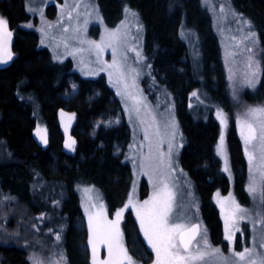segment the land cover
Segmentation results:
<instances>
[{
	"label": "rangeland",
	"instance_id": "374dc122",
	"mask_svg": "<svg viewBox=\"0 0 264 264\" xmlns=\"http://www.w3.org/2000/svg\"><path fill=\"white\" fill-rule=\"evenodd\" d=\"M26 1L28 10L37 13L39 17L37 21L26 24V27L35 25L41 37V45L50 49L54 60L60 63L72 59L73 69L86 78L104 76L121 100L132 131L127 150V161L132 167V184L123 205L112 209L105 191L98 184L78 185L80 204L88 226L91 263L99 264L109 259L108 245L100 242L102 234L110 228L104 220H115V213L125 208L131 198L132 204L125 208L118 226L122 233L123 247L136 264H156V251L148 243L141 227V217L151 205H141L144 201L151 200L162 185H167L174 196L169 224L179 223L187 228L199 223L201 233L197 242L203 245L201 236L205 235L206 230L207 242L211 246L208 251L211 252L212 248L219 249V253L208 255L204 261L196 264H251L252 261L260 264L261 259H264V149L260 140V125L264 117L259 114L251 115L249 109L264 108L263 103L253 99L262 76L264 50L251 18L237 9L234 0H202L213 15V27L218 35L222 57L221 67L230 94L229 110L214 98H209L201 87L194 89L189 96V105L197 115L208 119L207 105L219 124L216 152L220 170L226 172L231 182L225 190L218 188L213 193L225 238V242L216 244L212 237L213 230L204 221L206 214L201 208L196 177L183 161L185 137L180 107L178 108L168 85L154 73L153 62L145 52V28L136 10L125 7L121 17L111 23L106 20L101 9L102 0ZM54 2L58 3L57 14L47 13L45 16V8ZM180 34L190 47L192 66L195 65L196 69L205 66L204 37L184 23ZM96 45L101 48L98 49ZM114 61L116 67H109ZM33 99L34 97L31 101ZM233 118L248 161L245 185L247 194L242 191L238 193L236 178L233 176L235 169L228 144V130ZM76 119L77 115L73 111L63 109L59 112L60 123L67 135L66 147L74 141L72 148L67 147L72 150L77 143L72 135ZM121 120V116H117L104 123L112 125ZM247 124L256 129L257 139H246L249 135ZM38 128L46 130L42 134L47 141L45 124L37 125L36 134ZM38 137L40 139L39 135ZM8 146V142L0 134V162L12 157ZM250 187L256 191H250ZM6 201L0 203V264H8L1 247L9 245L26 249L31 264H68L55 232L51 228H40L44 223L43 213L33 214L27 204H22L17 199ZM236 205L242 211H236ZM130 211L135 216L136 224L128 225L126 236L124 223ZM45 236L48 241H45ZM229 236L232 239H228ZM197 242L192 246L193 253ZM246 248L252 251L250 255L246 254L244 260L235 255ZM115 251L114 245L113 252Z\"/></svg>",
	"mask_w": 264,
	"mask_h": 264
},
{
	"label": "trees",
	"instance_id": "16d2710c",
	"mask_svg": "<svg viewBox=\"0 0 264 264\" xmlns=\"http://www.w3.org/2000/svg\"><path fill=\"white\" fill-rule=\"evenodd\" d=\"M234 1L237 9L251 18L264 50V0ZM101 3L106 20L111 23L121 17L125 7L139 14L145 28V52L153 62L154 73L165 81L180 107L185 137L183 161L196 177L201 208L206 214L204 221L213 230L214 243L225 242L222 220L213 200L215 190H225L231 184L226 172L220 170L216 152L219 124L207 105L208 119L197 115L189 105L190 93L201 87L209 98L227 110L230 107L211 11L202 0H102ZM27 10L24 0H0V11L14 26L29 22ZM183 23L205 39V66L200 69L192 66L190 47L180 34ZM21 29L15 42L14 61L0 70V134L12 153L10 159L0 162V203L17 199L44 209L47 202L49 225L60 238L67 263L91 264L88 226L78 185L98 184L112 209L122 206L132 184V167L127 161L132 131L121 100L104 76L96 79L82 76L73 69L72 59L59 63L49 49L38 46L34 33ZM261 75L253 99L264 104V54ZM63 109L77 115L72 129L77 142L73 150L66 147L67 135L59 120ZM117 116L122 118L120 123H104ZM39 123L47 128L46 143L35 132ZM234 124L233 118L228 130L233 176L238 193L247 194L248 161ZM31 189L36 191L34 195ZM132 223L136 224V220L130 211L124 223L126 236ZM58 228L62 230L57 231ZM1 250L10 264H28L22 249L9 245Z\"/></svg>",
	"mask_w": 264,
	"mask_h": 264
},
{
	"label": "snow or ice",
	"instance_id": "6c2138e0",
	"mask_svg": "<svg viewBox=\"0 0 264 264\" xmlns=\"http://www.w3.org/2000/svg\"><path fill=\"white\" fill-rule=\"evenodd\" d=\"M7 24L8 21L0 17V60L3 57L11 59V53L7 51L8 39L11 36V32L7 30ZM112 35L115 36V33ZM96 47L98 49L101 48L100 45H96ZM109 67H116L115 61ZM249 113L253 116L259 114L264 117V108L249 109ZM247 128L249 135L246 139L248 141L257 139L256 129L251 124H247ZM44 132H46L45 129H37V134L40 136V139L46 143L45 135L42 134ZM260 133L261 145L262 149H264V121L261 122ZM73 144L74 141L70 142L67 147L72 148ZM221 151H223V137H221ZM225 171H227V168ZM249 190L256 191L253 187H250ZM173 199V193L168 190L167 185H162L159 191L154 193L151 200L144 201L143 205H141V207L151 205L145 215L141 217V227L144 230V235L148 238V243L156 251V264H196L198 261H204L208 255L219 253V249L215 248H212L211 252L208 251L211 246L207 242L206 230L205 235L201 236L203 245L198 241L195 253H193L192 242L196 239L197 235H200L199 225H193L191 229H186L183 224H169ZM131 204L132 201L130 198L125 208ZM125 208L115 213V220L108 221L106 218L104 220V223L109 225L110 228L102 234L100 242L108 245L109 259L101 261L99 264H125V262L127 264H136L132 257L128 255L127 249L123 247L122 233L118 227ZM236 211H242L239 205H236ZM137 214L140 215L139 212ZM228 239H232V237L229 236ZM114 245L116 249L115 253L113 252ZM251 251V249L246 248L243 252L235 253V255L241 260H244L246 254L250 255ZM251 264H255V261H252ZM260 264H264V259H261Z\"/></svg>",
	"mask_w": 264,
	"mask_h": 264
},
{
	"label": "flooded vegetation",
	"instance_id": "af4514ba",
	"mask_svg": "<svg viewBox=\"0 0 264 264\" xmlns=\"http://www.w3.org/2000/svg\"><path fill=\"white\" fill-rule=\"evenodd\" d=\"M24 4H26V9H28V6H27V1L26 0H24ZM57 6H58V3L57 2H54V3H51V4H49L46 8H45V11H44V14H45V16H46V14L47 13H49V14H57V11H58V9H57ZM28 11V16H29V22H24V23H22V24H20L19 26L18 25H12L11 24V21H10V18L9 17H7V16H5L3 13H2V11H0V17H2V18H4V19H6L7 21H8V24H9V26H10V28H11V31H12V33H13V36H14V50H15V54H16V48H15V42H16V38H17V36H18V32H21L22 31V29L21 28H24V29H26V30H28V31H31L32 33H34L37 37H38V40H39V44H38V46L40 47V48H47V49H49L48 47H45V46H42L41 45V37H40V34L38 33V31H37V29H35V25H33L32 27H30V25L29 26H27L26 27V24H30L33 20H38V14L37 13H33L32 11H29V10H27ZM23 29V30H24ZM50 50V49H49ZM3 138V137H2ZM9 147V146H8ZM47 204V202L45 203V205ZM43 206L44 207V209H41V207L42 206H40V205H38V204H31V206H29L30 208H31V210L30 211H32V213L33 214H36V213H38V212H42L43 213V215H44V223H42L41 224V226H40V228H43V230L44 229H48V228H50L51 226L49 225V222H50V214L47 212L48 210L46 209L47 208V206ZM49 205V204H48ZM190 227V226H189ZM188 228V227H187ZM186 228V229H187ZM50 230H52V229H50ZM60 231V230H62V228H58L57 229V231ZM33 231H35V230H33ZM54 231H56V230H54ZM58 236V235H57ZM200 237V236H199ZM46 240L45 241H48L49 239H48V237L47 236H45L44 237ZM60 239V238H59ZM199 239V238H198ZM197 239V240H198ZM197 240H195L194 241V243L192 244V246L197 242ZM11 246H13V247H17V248H20V249H22L23 251H24V253H25V257H26V260H27V262H28V264H31L30 263V260L28 259V256H27V252H26V249H24V248H22V247H20V246H16V245H11ZM2 248V247H1ZM88 255H91V252L89 253V251H88ZM90 257V256H89ZM5 261L8 263V264H10L9 262H8V260L7 259H5ZM90 262H91V259H90ZM92 264V263H91Z\"/></svg>",
	"mask_w": 264,
	"mask_h": 264
},
{
	"label": "water",
	"instance_id": "95a60500",
	"mask_svg": "<svg viewBox=\"0 0 264 264\" xmlns=\"http://www.w3.org/2000/svg\"><path fill=\"white\" fill-rule=\"evenodd\" d=\"M7 30L11 32V36L9 37L8 44H7V51L11 53V59H8L7 57H3V59L0 60V70L9 67L16 57L15 50H14V36H13V33L11 31L9 24H7ZM193 225H199V231L201 233V225L199 223H194ZM193 225H191L187 229H191ZM199 236L200 235H197L195 240H197ZM195 240H193L192 244L194 243Z\"/></svg>",
	"mask_w": 264,
	"mask_h": 264
},
{
	"label": "bare ground",
	"instance_id": "6f19581e",
	"mask_svg": "<svg viewBox=\"0 0 264 264\" xmlns=\"http://www.w3.org/2000/svg\"><path fill=\"white\" fill-rule=\"evenodd\" d=\"M212 23H213V22H212ZM51 59H52V58H51ZM164 82H165V81H164ZM166 85H167V84H166ZM257 98H259L258 95H257ZM189 112H191V111H189ZM189 112H188V113H189ZM193 114H196V113H193ZM193 114H192V116H193ZM33 115H34V114H33ZM194 117H195V115H194ZM197 118H198V117H197ZM194 119H196V117H195ZM6 149H7V148H6ZM7 154H8V152H7ZM218 169H219V168H218ZM36 177H37V176H36ZM38 177H39V176H38ZM34 178H35V177H34ZM34 178H33V179H34ZM39 178H40V177H39ZM41 179H42V178H41ZM36 180H37V178H36ZM43 180H44V179H43ZM40 182H41V184H42V181H40ZM47 184H48V183H47ZM51 184H52V182H50L49 185L51 186ZM30 185H31V184H30ZM44 186L46 187V185H44ZM53 186H54V185H53ZM31 187H32V186H31ZM54 188H55V187H54ZM56 188H57V187H56ZM29 189H30V188H29ZM46 189H47V188H46ZM30 191H32V189H31ZM46 191H47V190H46ZM33 192L35 193L36 191H32V193H33ZM41 192H42V190H41ZM41 192H40V193H41ZM48 192H49V191H48ZM30 193H31V192H30ZM34 193H33V195H34ZM45 193H46V192H45ZM42 196H43V195H41L40 198H42ZM44 196H45V195H44Z\"/></svg>",
	"mask_w": 264,
	"mask_h": 264
}]
</instances>
